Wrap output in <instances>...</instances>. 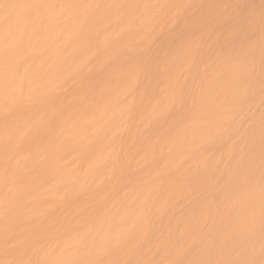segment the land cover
<instances>
[{
    "label": "bare ground",
    "instance_id": "6f19581e",
    "mask_svg": "<svg viewBox=\"0 0 264 264\" xmlns=\"http://www.w3.org/2000/svg\"><path fill=\"white\" fill-rule=\"evenodd\" d=\"M260 97L264 0H0V264H264Z\"/></svg>",
    "mask_w": 264,
    "mask_h": 264
},
{
    "label": "rangeland",
    "instance_id": "374dc122",
    "mask_svg": "<svg viewBox=\"0 0 264 264\" xmlns=\"http://www.w3.org/2000/svg\"><path fill=\"white\" fill-rule=\"evenodd\" d=\"M249 16L248 15H243V18H248ZM157 45V43L156 42H153L149 47H148V49L147 50H150L151 48H153L154 46H156ZM207 61V59L206 58H204V60L202 61V63H208V62H206ZM206 65V64H205ZM196 81H197V79L195 78L193 81H192V85L194 86V85H196ZM190 98H191V94L189 93V91L188 90H186V92H185V101L187 102V103H189V101H190ZM263 98V97H262ZM261 97H260V99L258 98H255V99H250L249 101H253V102H256V103H250V102H248V105L250 106V109L252 110V111H255V110H257L258 111V113H264V99H263V101L261 100L262 99ZM256 109H255V108ZM257 111H256V113H257Z\"/></svg>",
    "mask_w": 264,
    "mask_h": 264
}]
</instances>
